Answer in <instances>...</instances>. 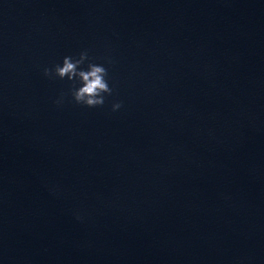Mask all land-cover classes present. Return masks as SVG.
I'll return each mask as SVG.
<instances>
[{"label": "water", "instance_id": "water-1", "mask_svg": "<svg viewBox=\"0 0 264 264\" xmlns=\"http://www.w3.org/2000/svg\"><path fill=\"white\" fill-rule=\"evenodd\" d=\"M0 264H264V0H0Z\"/></svg>", "mask_w": 264, "mask_h": 264}, {"label": "clouds", "instance_id": "clouds-1", "mask_svg": "<svg viewBox=\"0 0 264 264\" xmlns=\"http://www.w3.org/2000/svg\"><path fill=\"white\" fill-rule=\"evenodd\" d=\"M86 67L84 65L86 64ZM108 63H111L109 60ZM42 75L49 79H59L71 82L72 87L69 95L76 105L88 109L103 108L107 97L114 93V88L110 87L108 70L103 64L92 62L88 51L79 53L78 58L65 56L62 64H55L52 67H44ZM65 102V94L54 101L57 107H61ZM123 108V102L117 101L111 104V112L115 113ZM55 192V189H52ZM77 220H82L80 214L76 215Z\"/></svg>", "mask_w": 264, "mask_h": 264}]
</instances>
